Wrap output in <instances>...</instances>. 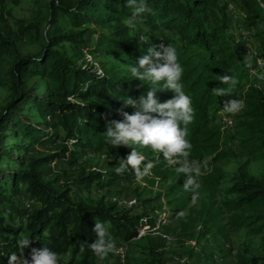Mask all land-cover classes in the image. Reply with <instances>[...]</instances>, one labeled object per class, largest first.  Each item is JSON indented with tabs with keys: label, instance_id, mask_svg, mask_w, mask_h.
Listing matches in <instances>:
<instances>
[{
	"label": "trees",
	"instance_id": "trees-1",
	"mask_svg": "<svg viewBox=\"0 0 264 264\" xmlns=\"http://www.w3.org/2000/svg\"><path fill=\"white\" fill-rule=\"evenodd\" d=\"M34 3L37 9L30 19L14 18L15 29L0 7V86L9 90L8 100L0 107V264H9L10 255L20 251L21 234L30 239L23 249L27 259L32 248L48 247L59 255L60 264H98L111 259L114 253L100 259L87 247L97 239L93 231L96 221L108 227L109 238L116 245L118 240L140 236L153 227L155 218L147 210L119 208L104 194L90 196L93 186L109 188L119 180L137 176L131 168L116 174L119 165L105 170H86L76 165L78 155L86 151H105L120 163L134 148L145 157L142 169L144 163L153 162L150 175L142 179L164 183L161 194L168 198L170 212L183 230L200 219L204 232L213 235L227 237L241 227L255 234L264 233V175L258 180L236 176L223 188L224 197L215 199L222 177L217 163L230 155L221 148L222 130L217 122L225 101L244 102L234 123L236 142L249 155L264 154V83H249L248 48L232 29L234 14L229 9L232 5V9L245 12L244 25L257 42L253 52L264 68V0H146L151 11L135 17L139 23L131 27L126 21L132 19L127 0ZM61 17L67 20V29L60 24ZM88 23L106 29L98 32L93 46L109 55L125 53L138 60L148 54L149 47L161 42L176 49L183 69L182 90L191 98L193 109L185 137L192 145L189 160L199 163L200 173L193 175L204 192L195 204L189 206L193 192L183 187L186 175L178 174L177 165H169L162 153L135 144L115 148L106 142L107 123L123 120L122 112L131 114L132 106L125 101H138L153 87L161 88L163 81L153 85L132 79L131 72L129 75L119 69L76 64L73 56L88 45ZM33 32L40 40L39 48L22 53L19 39ZM136 34L150 35L148 42L141 43ZM66 44L75 50L74 54L62 50ZM224 75H232L238 83L230 94L217 97L214 88L228 87L219 81ZM34 76L49 82L45 91H38L29 81ZM155 95L163 103L177 94L159 89ZM30 111L41 120L33 121ZM59 139L62 143L51 152L24 157L31 145ZM3 160L7 161L5 165L1 164ZM53 161L67 165L62 178L59 174L46 176L45 166ZM21 196H26L29 206ZM184 211L186 215L177 216ZM146 239L151 251L165 243L160 234L147 235ZM241 263L264 264V254H243Z\"/></svg>",
	"mask_w": 264,
	"mask_h": 264
},
{
	"label": "rangeland",
	"instance_id": "rangeland-1",
	"mask_svg": "<svg viewBox=\"0 0 264 264\" xmlns=\"http://www.w3.org/2000/svg\"><path fill=\"white\" fill-rule=\"evenodd\" d=\"M0 7L6 12L9 23L14 29L16 28V25L12 24L14 18L30 19L34 10L37 9L34 0H0ZM229 9L234 14L233 20L236 21L237 25V30L233 31L236 36H240L248 48L249 83L253 86H261L264 83V68H262L261 58L253 52H256L257 42L244 25L245 12L232 9V5H229ZM132 23H139V20L132 19ZM60 24L64 29L68 28L67 20L64 17L60 18ZM43 26H45V21L42 22ZM86 26L90 28L87 35L88 45L82 46L81 53L73 56L75 63L78 65L89 63L96 69H119L129 74L130 66L135 65L137 60L125 53L115 56L106 54L103 48H94L93 45L98 32H103L106 29L93 23H88ZM154 34L157 35V33ZM242 34H244V38ZM136 35L143 44L147 43L150 37V35L145 34ZM141 38L146 41H141ZM18 44L20 51L26 53L36 51L39 48L40 40L33 32L20 38ZM62 50L68 55L75 52L68 44L64 45ZM132 79L139 80L135 77ZM29 81H32L40 92L45 91L49 85L47 80L37 76L32 77ZM8 98L9 90L0 86V107ZM135 110L132 107L131 114ZM241 111L229 113L224 110L220 112L217 118L222 130L221 148L230 155L217 163V166L222 170V177L219 180L218 190L215 192L216 200L224 197L223 188L231 184L236 176L258 180L264 175V154L258 152L249 155L236 142V124L234 125V123L237 122ZM30 114L33 121L41 120L35 111H30ZM61 143L60 139L55 143H35L31 145L29 152L24 157L34 155L37 152H51ZM21 154L24 155V153ZM6 163L5 160L1 162L2 165ZM76 165H82L86 170H105L116 167L119 163L105 151H86L78 155ZM11 166L14 165L11 164ZM63 169H68L64 162L53 161L45 166L46 176L52 178L55 174H59L62 178ZM197 173H200L199 168ZM163 184L160 182L152 184L145 179L134 177L128 181L119 180L109 188L92 187L91 197L95 198L104 194L108 202L116 201L119 208L131 206L130 208L133 210H147L155 218V223L151 225L153 227L148 232H143L140 236H135L129 240L117 241V244L125 245V256L122 261H119L114 253L110 260L109 258L101 260L98 264H115L118 261L117 264H147L146 262L149 263L151 260H154V264H242L241 255L243 254L247 256L264 254V233L255 234L245 227L230 231L227 237H224L219 234L213 235L210 232L205 233L202 222L200 219H196L187 225L186 230H183L177 218L170 212L172 206L167 203L168 198L161 194ZM195 191L198 196H204V192L200 188ZM20 198L26 206L30 205V202L26 201V196ZM192 204L193 202L189 206ZM182 213L186 215L187 211ZM179 214L177 216H181ZM159 234L165 239L164 246L151 251L146 236ZM22 237L21 234L19 241ZM20 254L19 251L16 255L19 257Z\"/></svg>",
	"mask_w": 264,
	"mask_h": 264
},
{
	"label": "clouds",
	"instance_id": "clouds-1",
	"mask_svg": "<svg viewBox=\"0 0 264 264\" xmlns=\"http://www.w3.org/2000/svg\"><path fill=\"white\" fill-rule=\"evenodd\" d=\"M127 6L132 9V19L143 13L150 12L146 0H127ZM75 11V9H73ZM132 19L127 21L128 26H132ZM141 41H146L141 38ZM160 49L159 51L157 50ZM148 54L141 56L135 65L130 66L132 77L140 81H150L153 85H158L163 81V86L159 89H169L175 92L173 98L160 103L156 99L155 87L150 89L146 96L142 95L138 101L127 99L126 105H131L136 110L129 114L122 112L123 120L109 121L106 127V142L115 148L121 145H140L150 148L152 151L163 155L169 165H177L178 174H185L186 181L183 185L186 191H192V202L195 204L198 195L196 189L199 184L196 182L194 173L198 172L199 163L189 160L191 143L185 138L187 135L186 126L193 119V109L191 98L187 96L183 89L181 78L183 69L178 63L176 49L161 42L158 45L148 48ZM155 58V60L153 59ZM160 61H163L160 63ZM103 75V73H99ZM221 84L228 85L227 88H214L217 97H223L232 92L238 81L232 75L219 77ZM244 107V102L240 99L227 100L224 103L225 111L237 113ZM153 113L157 115H152ZM183 124L185 127H181ZM145 157L134 148L126 158H121L119 166L115 168L118 175L124 174L129 168L135 173L138 179L150 175L155 164L151 161L143 164ZM99 170V169H97ZM179 215H183L180 213ZM93 231L97 235L95 242L87 244V247L100 259L107 257L109 253L116 251L115 241L109 238V229L102 221H96ZM30 244L29 235L22 237L18 248L20 256L15 253L9 257V264H60L59 255L43 247L41 249L32 248L30 259L23 255V249ZM84 251V248H81Z\"/></svg>",
	"mask_w": 264,
	"mask_h": 264
},
{
	"label": "bare ground",
	"instance_id": "bare-ground-1",
	"mask_svg": "<svg viewBox=\"0 0 264 264\" xmlns=\"http://www.w3.org/2000/svg\"><path fill=\"white\" fill-rule=\"evenodd\" d=\"M242 35H243V34H242ZM114 253H115L116 257L118 258V260H119V258H120V261H122L123 258H124V256H125V245L122 244V243H119V244L117 245V247H116V251H115Z\"/></svg>",
	"mask_w": 264,
	"mask_h": 264
},
{
	"label": "crops",
	"instance_id": "crops-1",
	"mask_svg": "<svg viewBox=\"0 0 264 264\" xmlns=\"http://www.w3.org/2000/svg\"><path fill=\"white\" fill-rule=\"evenodd\" d=\"M236 21H233V24H232V29L233 30H237V25H236V23H235ZM245 36H244V34H243V38H244ZM110 260V259H109Z\"/></svg>",
	"mask_w": 264,
	"mask_h": 264
},
{
	"label": "built area",
	"instance_id": "built-area-1",
	"mask_svg": "<svg viewBox=\"0 0 264 264\" xmlns=\"http://www.w3.org/2000/svg\"><path fill=\"white\" fill-rule=\"evenodd\" d=\"M119 261H120V258H119ZM119 261H118V262H119ZM118 262H117V263H118ZM117 263H115V264H117Z\"/></svg>",
	"mask_w": 264,
	"mask_h": 264
}]
</instances>
